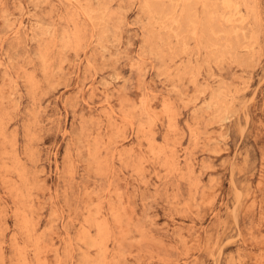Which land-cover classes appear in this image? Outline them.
<instances>
[{"label":"rangeland","instance_id":"rangeland-1","mask_svg":"<svg viewBox=\"0 0 264 264\" xmlns=\"http://www.w3.org/2000/svg\"><path fill=\"white\" fill-rule=\"evenodd\" d=\"M184 2L0 0V264H264V0Z\"/></svg>","mask_w":264,"mask_h":264},{"label":"bare ground","instance_id":"bare-ground-1","mask_svg":"<svg viewBox=\"0 0 264 264\" xmlns=\"http://www.w3.org/2000/svg\"><path fill=\"white\" fill-rule=\"evenodd\" d=\"M178 1H180L181 3H183V4H185V2H184V0H178ZM144 4H146V3H144ZM163 5V4H162ZM148 6V5H147ZM170 17V16H169ZM189 22V26H193L194 24H193V22L191 21V20H189L188 21Z\"/></svg>","mask_w":264,"mask_h":264}]
</instances>
